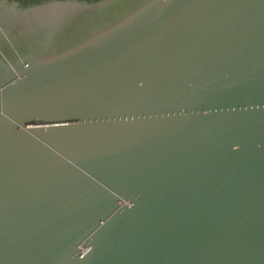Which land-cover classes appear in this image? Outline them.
<instances>
[{
    "label": "water",
    "instance_id": "95a60500",
    "mask_svg": "<svg viewBox=\"0 0 264 264\" xmlns=\"http://www.w3.org/2000/svg\"><path fill=\"white\" fill-rule=\"evenodd\" d=\"M0 264H264V0H0Z\"/></svg>",
    "mask_w": 264,
    "mask_h": 264
},
{
    "label": "trees",
    "instance_id": "16d2710c",
    "mask_svg": "<svg viewBox=\"0 0 264 264\" xmlns=\"http://www.w3.org/2000/svg\"><path fill=\"white\" fill-rule=\"evenodd\" d=\"M21 5L27 6L33 3L41 2L42 0H17Z\"/></svg>",
    "mask_w": 264,
    "mask_h": 264
}]
</instances>
